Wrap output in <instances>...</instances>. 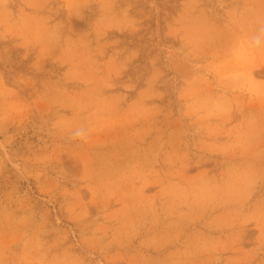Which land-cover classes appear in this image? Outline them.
<instances>
[{
	"label": "rangeland",
	"instance_id": "obj_1",
	"mask_svg": "<svg viewBox=\"0 0 264 264\" xmlns=\"http://www.w3.org/2000/svg\"><path fill=\"white\" fill-rule=\"evenodd\" d=\"M0 264H264V0H0Z\"/></svg>",
	"mask_w": 264,
	"mask_h": 264
}]
</instances>
